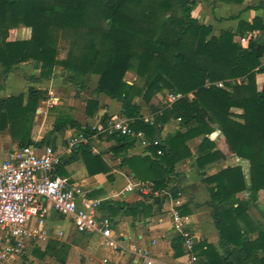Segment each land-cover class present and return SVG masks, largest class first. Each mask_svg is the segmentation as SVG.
<instances>
[{
    "label": "trees",
    "instance_id": "trees-1",
    "mask_svg": "<svg viewBox=\"0 0 264 264\" xmlns=\"http://www.w3.org/2000/svg\"><path fill=\"white\" fill-rule=\"evenodd\" d=\"M194 5V0H0L2 73L6 75L29 61L38 70L27 76L30 85L25 94L0 98V132L7 130L18 146H53L55 133L68 127L89 136V125L81 126L67 115L56 116L53 128L37 142L31 131L39 102L47 96L44 89L35 86L40 79L51 78L59 66L67 82L86 89L94 75L93 94L120 101L123 115L131 120V130L142 131L150 142L146 147L150 156L127 157L125 150L136 140L120 134L107 136L115 141L110 150L123 156L122 165L141 182H149L152 191H161L171 177L177 180L175 165L193 156L188 142L197 136L202 139L194 155L196 168L229 155L248 160V186L239 165L202 179L211 185L205 204L216 220L222 253L205 241L195 244L193 250L199 264H264V221L250 214L251 208H257L259 194L261 198L264 195V81L260 89L255 82V75L264 73V38L249 39L243 47L235 40L236 31L227 29L215 36L210 25L192 16ZM242 26L255 27L240 22ZM17 27H28L29 37L14 39ZM260 29L264 30V25ZM65 33L70 34V47L67 55L59 58L58 37ZM128 71L142 81L141 86L124 79ZM232 79L240 82L231 83ZM216 81H223L225 87L207 85ZM164 90L180 97L162 107L151 105L155 94ZM136 96L150 107L151 121H145L140 106L133 103ZM96 97L86 100L87 115L98 108ZM170 120H178L182 130L167 136L166 153L153 142L156 131L161 132ZM215 128L222 134L217 142L209 138ZM69 151L55 174L63 175L66 163L82 159L89 175L104 173L112 179L108 174L111 167L101 154L91 151L89 143L75 144ZM245 189L249 191L246 198L236 196ZM176 191L172 188L171 192L175 195ZM103 205L111 214L119 209L136 211L124 203ZM182 213H187L185 206ZM260 214L264 218V209ZM54 243L49 241L35 254L63 263L59 253L64 245L56 249ZM172 248L175 255L182 253L179 235L172 239Z\"/></svg>",
    "mask_w": 264,
    "mask_h": 264
},
{
    "label": "crops",
    "instance_id": "crops-1",
    "mask_svg": "<svg viewBox=\"0 0 264 264\" xmlns=\"http://www.w3.org/2000/svg\"><path fill=\"white\" fill-rule=\"evenodd\" d=\"M194 1L195 5L191 12L192 16L200 23L210 25L212 27L213 35L217 36L221 31L227 29L234 32L236 31L238 34L235 36V40H237L243 47L247 45L249 39L261 41L264 38V30L260 29V26L264 25V0ZM240 22H245L249 25L253 24L255 27L253 29H249L247 26H242L243 30L239 27ZM18 34L23 35V39L28 38L30 35L29 28H14L13 37H16ZM241 37L246 39L245 42L240 41ZM261 61L264 62V57H261ZM37 72L38 70L30 61L19 64L17 68L6 75L2 73V69L0 67V98L20 93L25 94L30 85L27 76L37 74ZM59 73L60 72L55 68L54 75L51 78L40 79L35 85L37 88L44 89L47 95L45 99L39 102L35 111L31 131V137L35 142L39 141L46 132L53 128L52 126V128L47 131L41 132L42 129H44L43 125L47 119L49 109L60 103V96L57 90L53 87L54 78H59ZM132 77L133 80L125 79V76L124 79L129 84H132L136 79V75L133 74ZM263 81L264 73H257L255 75V82L258 89L261 88ZM73 86L78 88L74 84ZM89 87L86 89H89ZM94 88L90 91V95L86 98V100L96 97L93 94ZM80 90L83 89L79 88L78 91ZM49 92H52V95L56 98V102L51 107L47 104ZM165 94V100H163L164 95H162V93H156L151 99V105L162 107V105L165 104L164 102H167L166 98L170 93ZM75 97H77V93L73 95L74 100L77 99ZM96 98L98 101V108L92 115H87L85 113V122L81 123L76 120V118L71 116L69 117L76 120L81 126H88L96 122L98 119H101L103 116H107L108 118H127L123 115L124 109L122 108L120 101L109 98L105 95H99ZM139 101L140 100L137 99V97L133 98V103L140 106V114L144 120L151 121L153 113L150 107L145 104L143 100L142 103ZM85 107L86 101L84 103V112L86 109ZM177 130H182L179 126L178 120H170L164 124L159 136L162 140L164 139L166 141L167 136L173 134ZM77 132L78 131H76V129L68 127L63 132L55 133L54 144L53 146H50L53 147L54 150L61 153L64 161L67 160V155L70 153L69 142L71 139L75 138ZM221 137V132L216 128L209 135V138L215 142H217ZM201 139L202 136H197L188 142L193 156L183 159L175 165L176 171L178 172V181L171 177L167 186L159 192L152 191L149 182H141L137 177H135L127 165H122L121 160L123 156L110 150V147L115 145L114 139L107 137H91L85 143L90 144L91 151L93 153L101 154L108 166L111 167V170L108 173L112 176L111 180H109V178H107V174L104 173L89 175L82 159L66 163L62 168L64 174L61 176L67 177L71 182L80 183L87 188L89 195L92 198L99 200V213L110 215L115 236L126 246L132 243H137V245L149 252V258L153 259V264H186L189 260V253L184 248L182 239V253L175 255L174 249L172 248V239L176 235H179V232L174 227L170 216V208L172 207L173 198L170 195L172 193V188L182 192V206H185L187 210L186 214L183 213L184 220L182 226L189 227L193 236L194 245L200 243L201 241H205L214 245L218 252L222 253L218 243L219 236L216 229V220L212 218L210 213L211 209L205 204L209 200L208 188L211 185L206 184L202 179L205 176L214 174L228 166L239 165L243 172L245 183L247 186L249 185V162L248 160L235 155H229L224 159L214 161L203 168H196L194 165V155ZM16 145L17 144L12 142L10 139L7 130L0 132V162L6 157L7 152L13 149ZM124 154L127 157L150 156L148 149L146 147H142L137 142L127 148ZM54 171L56 173V169ZM129 182L136 186L139 182L142 183L146 188V191L140 192L137 189L127 191L126 186ZM248 194L249 191L245 189L238 192L236 196L242 199L246 198ZM262 198L260 193L257 202V207L260 210L264 209V205L261 201ZM103 202H109L112 206H116V204L118 205L120 203L129 204L136 211L126 213L124 209H119V211L115 214H111L113 212L105 208ZM250 214L253 219L260 220L262 222L264 221L262 215L256 213V208H251ZM44 229L46 230L45 239L29 244L26 248V259L29 264H36V256L28 254V248H31L32 251L33 249L43 251L46 244L49 241H53L55 242L53 245H56V249H58L61 244H65V246L69 245L70 241L76 237H79L81 241H86L84 247L81 248L85 254V262H81L80 264H103L102 258L105 256L118 261L120 264H145L142 258L127 251L113 252L104 248L100 245L97 235L77 232L70 220L58 215L53 210L48 212L45 219ZM56 236L61 237L62 240L55 238ZM94 237L96 238L97 245L104 249V252L100 257V263L96 262L95 258H97V256L94 254L95 250L92 248L94 246L92 245V239ZM63 248L64 246L62 247V250ZM193 252L195 253L194 250ZM73 261L77 264L75 259ZM61 264H64V262Z\"/></svg>",
    "mask_w": 264,
    "mask_h": 264
},
{
    "label": "built area",
    "instance_id": "built-area-1",
    "mask_svg": "<svg viewBox=\"0 0 264 264\" xmlns=\"http://www.w3.org/2000/svg\"><path fill=\"white\" fill-rule=\"evenodd\" d=\"M245 40L244 37L240 38L241 42ZM230 82L240 80L232 79ZM210 84L225 87L223 81L207 82V85ZM178 97L180 94L170 93L166 101L171 103ZM55 102L56 98L49 92L48 106L51 107ZM129 121L125 117L98 119L89 125V136L77 132L75 138L70 140L69 147L85 143L91 137H107L112 134L130 136L142 147H147L150 142L144 133L131 130ZM153 143L156 144L157 141L154 140ZM158 154H161L160 150ZM61 161V153L50 145L39 147L31 144L16 145L0 162V264H29L26 248L29 244L45 239L44 224L50 210L70 220L77 232L97 235L104 248L113 252L127 251L142 258L145 264H153L146 249L137 243L126 246L115 236L110 218L99 213V200L92 198L87 188L78 182L69 181L65 176L55 174L53 170ZM135 189L146 191L140 182L137 186L131 182L126 186L127 191ZM170 195L173 197L170 216L184 248L189 253L186 264H199V258L193 252L191 231L189 227L182 226V192L177 190L175 195ZM102 262L120 264L108 256L103 257Z\"/></svg>",
    "mask_w": 264,
    "mask_h": 264
},
{
    "label": "rangeland",
    "instance_id": "rangeland-1",
    "mask_svg": "<svg viewBox=\"0 0 264 264\" xmlns=\"http://www.w3.org/2000/svg\"><path fill=\"white\" fill-rule=\"evenodd\" d=\"M20 28V27H17ZM28 28V27H27ZM30 31V29H29ZM23 35H16V37H13L14 39H23ZM26 39V38H25ZM70 39V34L69 33H65L62 36L58 37V57L59 58H64L67 55V52L69 50L70 47V43L69 40ZM56 70H58L59 73V78H54L55 80L53 81V87L57 90L59 96H60V103L56 106H54L53 108L49 109L48 111V116L47 119L44 123V129H42L41 132H45L48 129L52 128L53 126V120L54 118H56V116L58 115H67V116H71L76 118V120H78L79 122L83 123L85 122L84 120H86L85 117V112H84V103L86 101V98L90 95V91L94 88L95 84H96V76H91L90 79V87L89 89H83V90H79V88H76L75 86H73V84H70L69 82H67L64 77L61 75V70L62 68L57 66ZM134 73L132 71H128L125 74V79L127 80H133L132 75ZM134 83H136L138 86L142 85V81L136 77V79L134 80ZM77 93V98L76 100H74L73 95ZM162 95H164L163 100H165V90L162 93ZM137 99H139L142 103V97L141 96H136ZM71 103V104H70ZM166 104V102H164ZM60 136V135H59ZM66 143V142H65ZM67 147V145H66ZM65 147V148H66ZM264 195H262L263 197ZM264 198V197H263ZM261 199L263 205H264V199ZM256 213L260 214V209L257 207L256 208ZM67 222V221H65ZM55 238L62 240L61 237L56 236ZM86 244V241H81L79 237H76L75 239H72V241H70L69 245L64 244V248L63 250L59 253V256L63 259L64 264H75L74 263V259L75 262L77 264H80L81 262H85V254L83 253L82 249L84 247V245ZM92 245H94L92 248L93 250H95L94 254H96L97 258H95L97 263H100V257L101 254L104 252L102 248H100L97 245V241L96 238L94 237L92 239ZM76 247V248H74ZM38 249H32L28 248L27 249V253L33 256H36V264H61L59 263L58 260H55L53 258H50L48 256H44V257H38L37 254H35V251ZM93 252V251H92Z\"/></svg>",
    "mask_w": 264,
    "mask_h": 264
},
{
    "label": "water",
    "instance_id": "water-1",
    "mask_svg": "<svg viewBox=\"0 0 264 264\" xmlns=\"http://www.w3.org/2000/svg\"><path fill=\"white\" fill-rule=\"evenodd\" d=\"M159 134H160V132H159V131H156L154 138H155V140L157 141V143H158L159 145H161L162 147L165 148V152L167 153V152L169 151V145H168V143H167L164 139L162 140V139L160 138ZM53 171H54V170H53ZM53 171H52V172H53Z\"/></svg>",
    "mask_w": 264,
    "mask_h": 264
}]
</instances>
